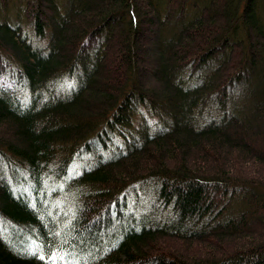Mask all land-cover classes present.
<instances>
[{
  "label": "trees",
  "instance_id": "1",
  "mask_svg": "<svg viewBox=\"0 0 264 264\" xmlns=\"http://www.w3.org/2000/svg\"><path fill=\"white\" fill-rule=\"evenodd\" d=\"M1 131L0 264H264V0H0Z\"/></svg>",
  "mask_w": 264,
  "mask_h": 264
},
{
  "label": "rangeland",
  "instance_id": "2",
  "mask_svg": "<svg viewBox=\"0 0 264 264\" xmlns=\"http://www.w3.org/2000/svg\"><path fill=\"white\" fill-rule=\"evenodd\" d=\"M174 23V22H173ZM159 33V27L156 25L146 24L143 28V33L140 38L141 46H142V52L140 54V67L144 70V75L146 76V84L150 85L152 88H158L160 89L162 86L163 88H166L162 83L160 82V74H158L159 69L161 68L162 64V56H161V45L158 43V35ZM117 47H115L112 52L109 54L110 60L108 61V65L112 66L115 60H117ZM113 54V55H112ZM110 75L106 74L104 75V81L103 83H107L109 81ZM106 79L108 81H106ZM2 134V131L0 132V135ZM8 134V133H7ZM7 137L10 140H13L12 135L9 133ZM253 145H255L257 148L264 146V141H262V137H255V139H252ZM261 230V229H260ZM170 241V243H167L166 247L169 249H174L176 251H182L185 249L186 244L183 242L178 241ZM185 244V246H184Z\"/></svg>",
  "mask_w": 264,
  "mask_h": 264
}]
</instances>
